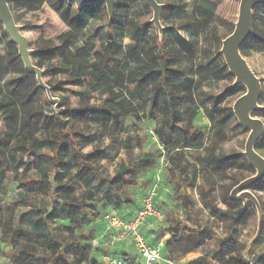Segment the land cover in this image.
<instances>
[{
  "label": "trees",
  "instance_id": "trees-1",
  "mask_svg": "<svg viewBox=\"0 0 264 264\" xmlns=\"http://www.w3.org/2000/svg\"><path fill=\"white\" fill-rule=\"evenodd\" d=\"M13 2L17 5L20 2L23 9L31 13H42L48 7L69 29L58 42L43 50H34L35 65L43 69L44 61L60 56L61 63L52 73H70L71 78L67 83L72 86L93 84L94 76H98L95 70L85 67V60L89 59L87 48L79 44L77 35L90 24L91 17L87 15V11H106L105 5L94 4L77 9L67 0H9L10 7ZM132 2L134 7L149 13L150 8L141 0ZM167 3L161 17L172 21L176 18L175 7L171 0ZM130 6L129 0H118L114 19L110 21L106 11L104 25L92 28L100 35L101 49L106 51L102 52L100 49L103 77L116 83L121 80L122 84L121 87L106 88L101 93L99 102L73 111L79 120L94 122L96 128L87 134L83 127L62 120L56 115V110L52 111L53 116L45 130L41 131L34 123L39 115L36 107L42 90L36 78L28 75L19 57L17 59L24 71L16 77H9L4 62L0 59V110L8 127L6 132L0 134V193H6L7 183H19L18 191L13 197L18 207L17 212L4 213V208L0 207V255L7 261L6 264H103L95 255V234L90 229L91 226L109 210H117L126 218L125 214L136 209V187L140 184L138 173H149L158 163L156 153L145 149L147 137L132 134L124 136L127 119L141 122L143 119H155L156 114L161 113V118L157 120L156 135L168 152L182 149L200 151L206 147V151L210 153L207 136L192 124L195 116L188 127L182 125L180 89L187 84L186 74L175 68L176 58L169 50V39L165 36L167 29L174 31V28L164 26L162 37L158 30V35L153 37L150 34V21L141 14L132 19L127 28L125 22L132 12ZM200 11H204V14ZM209 11L204 0L196 1L197 16H204ZM12 12L16 19L18 13ZM260 12L264 13V4L254 8L253 34L243 45L242 55L252 41L264 50V36L254 31ZM127 29L130 30L129 34ZM126 38L131 40L135 50V56L131 60L119 56ZM2 43L0 41V46ZM221 56L218 53L214 60L217 63L218 80L231 75ZM198 69L205 70L202 64ZM125 72L127 73L124 74ZM29 77H34L35 81L26 83ZM154 86L159 88L158 91L151 90ZM186 86L191 90L190 86ZM233 90H243L242 95L246 93L243 86L231 87L217 95L207 96L200 104L195 101L196 106L205 107L208 113L209 107L219 108ZM263 102L264 92L260 104ZM51 108L56 109L54 104ZM210 115L211 121L215 122L213 115ZM257 116L264 117V112L254 114V117ZM230 119L234 123L238 121L233 112H230ZM116 127L120 129V133L113 141L119 143L128 154L137 146L140 153L130 163L120 162L116 171L109 174L103 169L101 161L112 157L113 144L97 146L91 152L84 153L77 139L80 137L93 142L99 138L104 139L109 130ZM263 142L264 134L256 144V150ZM230 159L232 163H242L255 174L243 153L234 154ZM195 177L173 173L168 175L167 184L173 188V198L179 203L185 217L184 222L176 220L170 224L171 233H195L194 227L201 226V217L205 213L233 231L236 221L242 218L247 207L233 202L229 196L226 201L229 207L219 208L210 196L214 183L208 180L206 185L199 188L202 205L199 208L187 192L194 185ZM146 186L147 184L142 185L141 188ZM257 189L264 190V180L251 187V190ZM251 204L248 203L247 206L251 208ZM61 231L66 234L61 236ZM202 231L204 233L209 230ZM263 234L264 221L258 238ZM238 245L234 242L221 244L213 251L214 260L218 264H247L243 260L246 247L239 257H235L238 255L233 246ZM127 262L132 263L134 260ZM192 264L209 263L207 258L201 257ZM251 264H264V253L256 255Z\"/></svg>",
  "mask_w": 264,
  "mask_h": 264
},
{
  "label": "rangeland",
  "instance_id": "rangeland-1",
  "mask_svg": "<svg viewBox=\"0 0 264 264\" xmlns=\"http://www.w3.org/2000/svg\"><path fill=\"white\" fill-rule=\"evenodd\" d=\"M129 1L132 12L129 19L125 22L127 28L130 27V21L139 14L151 21L153 17L151 10L147 13L141 8L134 7L132 0ZM161 1L165 2L161 4L168 5L167 2L169 0ZM196 1L171 0L175 7L176 18L170 21L161 17V22L163 26L174 28V31L171 29L165 31V36L169 39V50L175 55V68L186 74V85L191 87V90H189L185 85L180 89L182 91V103L180 106L182 125L188 127L193 120V116H195L192 124L207 136V146L210 148V153L206 151V147L200 151L182 149L168 152L156 135L157 120L161 118V113H157L155 119H143L141 122L127 119V130L124 136L132 134L147 137L145 149L156 153L158 157L157 166L151 172L141 174L138 173V170L136 171L140 178V184L136 187L135 199L137 203H141L143 197L156 182V179L158 177L163 179L160 183L158 200L156 201L157 208L164 215L163 221L157 223L159 232L156 236L158 240H163L164 243L162 260L159 264H192L201 257L207 258L209 264H218L214 260L213 251L221 244L227 242L239 244L238 246H233L238 255L235 257H239L242 249L246 247L243 253V260L245 263L251 264L252 259L256 255L264 253V234L260 239L257 238L259 217L253 204H251V208L246 206V211L243 213L242 218L236 221L233 231H229L228 227L208 215V213L202 215L201 226L194 227L195 233L178 231L177 234L173 235L170 231L172 222L176 220L184 222L185 217L179 203L173 198V188L167 184L168 175L173 173L183 177L196 176L194 185L190 186L187 192L199 208H202L199 188L206 185L208 180L212 181L214 186H212L210 196L221 209L229 207L226 201L232 189L241 180L253 175L242 163H232L233 161H230L234 154L244 152L249 136L247 130L241 125L238 126V121L234 123L230 119V112H233L234 103L242 96L244 91L233 90L219 108L211 109L209 107L207 109L208 113L205 107H198L195 103L197 101V104H200L207 96L222 93L225 89L231 88L234 83L232 75L227 76L223 80L217 79L219 78L216 73L217 63L214 60L220 53L223 40L232 34L234 30L241 0H204V4L210 10L204 16L195 14ZM11 7L13 11L18 13L16 16L17 23L23 27V33L29 39L30 47L33 50H43L45 47L51 46L52 43L58 42L69 30L48 7H45V11L42 13H31L27 9H23L24 7L21 6L20 2H18V5L15 2L11 3ZM200 13L204 14V11H200ZM87 15L91 17L90 24L82 33H78L77 37L79 44L87 48L89 59L85 60V67L95 70L98 77L94 76V83L91 85L72 86L67 83L71 78L70 73H56V71L52 73V70H56L55 68L61 63L62 57L57 56L53 60L44 61L45 82L52 87L53 97L59 99L60 103L56 109H52V104L48 101L46 93L41 90L40 101L36 107L39 115L34 122L41 131L45 130V126L48 125V121L53 116L52 111L56 110V115L58 114L62 120L83 127L85 134L91 132L96 128L94 122L92 120L89 122L79 120L73 111L90 103L99 102L102 98L101 93L106 88L121 87V80L116 83L114 80H107L103 77L100 55L102 41L100 35L92 29L93 26L100 28L104 25L107 15L106 11L104 9H98L94 12L88 10ZM151 26L150 34L156 37L158 35L156 26L153 24ZM129 29H127L128 34L130 33ZM254 31H258L264 36L263 12L259 13ZM0 41H3L0 46V59L3 60L9 77H16L20 72L24 71V68L17 59V46L10 41L1 22ZM132 45L131 40L126 38L123 51L119 56L123 59L131 60L135 56V50ZM101 51L106 52L103 49ZM243 55L251 69L260 78L264 92V50L252 41L243 52ZM201 64L205 70L198 69ZM32 80L35 81V78L29 77L26 83ZM158 89L157 86L151 88L152 91H158ZM262 105L264 106V102ZM209 114L213 115L215 122L211 121ZM257 117L264 122V117ZM7 129L8 127L2 119L0 110V134L6 132ZM119 133L120 129L116 127L109 130L108 135L104 139L99 138L93 142L79 137L77 140L84 153L91 152L97 146L113 144L114 152L112 157L109 160L101 161L103 169L111 174L116 171L120 162L130 163L140 153L138 146L135 147L131 154H128L119 143L114 142L113 138ZM257 152L264 157V142L258 147ZM7 184L8 190H6V193H0V207L4 208V213L12 214L18 210L13 197L18 191L19 183L13 181ZM144 184H147V186L141 188L142 185L145 186ZM251 191L257 196L261 204L263 222L264 190ZM90 229L92 230V228ZM202 230H209L210 232L203 233ZM60 234L64 236L66 233L61 231ZM198 238L200 241H198ZM257 239L259 240L257 241ZM111 247L113 246L109 245L106 249H103V246L96 247L95 255L97 259L106 264L102 257L105 254L104 252L110 250ZM190 249H193V251L190 252ZM6 263L7 261L0 255V264ZM232 264L236 263L232 262Z\"/></svg>",
  "mask_w": 264,
  "mask_h": 264
},
{
  "label": "water",
  "instance_id": "water-1",
  "mask_svg": "<svg viewBox=\"0 0 264 264\" xmlns=\"http://www.w3.org/2000/svg\"><path fill=\"white\" fill-rule=\"evenodd\" d=\"M67 1L74 4L77 9L88 5L104 4L109 20L112 21L118 0ZM141 1L153 12L150 23L156 26L160 37H162L164 26L161 16L166 5L157 0ZM261 4H264V0H241L234 31L223 40L220 50L230 74L235 78L232 87L243 86L246 89V93L234 103L233 113L239 124L249 132L243 155L255 170L253 176L241 181L232 189L230 199L244 206H247L248 203L255 206L259 217L257 238L262 230V208L257 196L251 191V187L264 180V157L255 148L264 134V122L260 118L254 117V114L264 112V106L260 104L263 87L260 78L241 54V49L253 34V11L256 6ZM0 22L10 41L17 46L18 57L22 60L26 72L36 78L39 87L46 92L49 101L56 108L60 100L53 97L51 87L45 82V71L35 65L33 61L35 51L30 48V41L24 35L23 27L17 24L9 0H0Z\"/></svg>",
  "mask_w": 264,
  "mask_h": 264
},
{
  "label": "built area",
  "instance_id": "built-area-1",
  "mask_svg": "<svg viewBox=\"0 0 264 264\" xmlns=\"http://www.w3.org/2000/svg\"><path fill=\"white\" fill-rule=\"evenodd\" d=\"M163 179L158 177L156 182L143 197L137 213L132 218H124L117 210H109L100 216L98 222L106 224L107 230L113 231L111 244H122L130 242L135 250L138 262H127V258L121 255H109L106 257L108 264H159L162 260L164 243L157 245L150 244L146 238L143 228L149 218H154L157 223L164 219L163 212L156 206L158 190ZM95 232L93 240L94 247H98L102 235L98 236V228L92 229Z\"/></svg>",
  "mask_w": 264,
  "mask_h": 264
},
{
  "label": "crops",
  "instance_id": "crops-1",
  "mask_svg": "<svg viewBox=\"0 0 264 264\" xmlns=\"http://www.w3.org/2000/svg\"><path fill=\"white\" fill-rule=\"evenodd\" d=\"M139 207H140V202H138L136 209H134L131 212L129 211L128 212L129 214L128 213L125 214L127 216L126 218H132L137 213ZM91 228L92 229L98 228L97 235L98 236L102 235V238L100 240V244L98 247L103 246V249L104 248L106 249L107 247H109V245L113 246L110 248V250L106 251L107 253H105L102 257L106 264H108L106 257L109 255H121L122 257H125L128 260L132 261V259H133L134 262L139 261L137 256H136L135 250L132 247L130 242L127 241V242H123L122 244H115V245L111 244V237H112V234L114 232L107 230L105 223L97 221L95 224H93L91 226ZM142 230H143V232H144V234H145V236L148 239L150 244L157 245L158 243L163 242V240H158V238L156 236V234L159 232V229L157 226V222L155 221L154 218H149L147 221V224L145 225V227ZM95 232H94V234H95Z\"/></svg>",
  "mask_w": 264,
  "mask_h": 264
}]
</instances>
